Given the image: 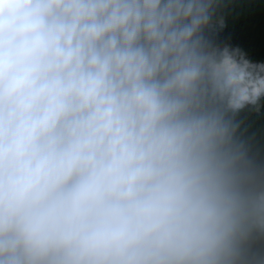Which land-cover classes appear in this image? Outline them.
<instances>
[{
	"label": "clouds",
	"instance_id": "9594fccd",
	"mask_svg": "<svg viewBox=\"0 0 264 264\" xmlns=\"http://www.w3.org/2000/svg\"><path fill=\"white\" fill-rule=\"evenodd\" d=\"M0 264H264V0H0Z\"/></svg>",
	"mask_w": 264,
	"mask_h": 264
}]
</instances>
